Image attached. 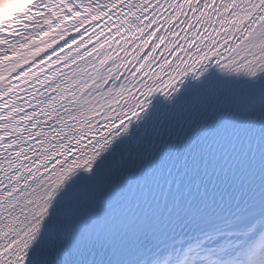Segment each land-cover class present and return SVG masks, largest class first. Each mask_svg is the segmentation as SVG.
<instances>
[{
	"label": "snow or ice",
	"instance_id": "snow-or-ice-1",
	"mask_svg": "<svg viewBox=\"0 0 264 264\" xmlns=\"http://www.w3.org/2000/svg\"><path fill=\"white\" fill-rule=\"evenodd\" d=\"M0 264H264V0H0Z\"/></svg>",
	"mask_w": 264,
	"mask_h": 264
}]
</instances>
